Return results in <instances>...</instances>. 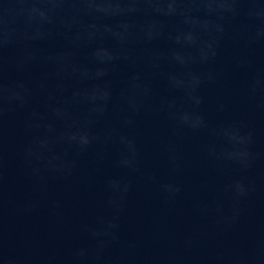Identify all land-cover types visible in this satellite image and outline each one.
Here are the masks:
<instances>
[{
	"label": "clouds",
	"instance_id": "1",
	"mask_svg": "<svg viewBox=\"0 0 264 264\" xmlns=\"http://www.w3.org/2000/svg\"><path fill=\"white\" fill-rule=\"evenodd\" d=\"M56 39L63 48L43 47ZM227 40L249 50L264 45V0H0V181L6 125L16 113L24 114L19 151L31 178H68L90 150L102 148L103 160L113 146V165L128 173L106 179L109 214L83 226L88 243L73 250L71 264H119L105 254L119 243L120 216L133 188L129 176L141 172L137 137L127 130L144 114L171 123L176 140L162 151L174 174L181 171L178 144L190 133L208 137L203 152L220 164L247 171L260 158L246 120L213 123L204 108L205 89L227 75L211 67ZM121 64L131 71L117 86L112 76ZM232 67L249 74L245 94L264 111V66L245 55ZM160 79L166 94L157 97ZM217 111L228 105L219 102ZM159 187L166 199L182 191L173 181ZM228 190L236 199L249 193L243 179Z\"/></svg>",
	"mask_w": 264,
	"mask_h": 264
},
{
	"label": "water",
	"instance_id": "2",
	"mask_svg": "<svg viewBox=\"0 0 264 264\" xmlns=\"http://www.w3.org/2000/svg\"><path fill=\"white\" fill-rule=\"evenodd\" d=\"M159 46L166 45L161 42ZM43 47L61 49L64 41L56 39ZM85 55L81 51L80 59ZM245 55L264 66V45L249 50L225 41L219 60L211 67H223L227 75L205 89L204 108L213 123L246 120L254 130L253 150L260 158L247 171L220 164L203 152L208 137L190 133L178 144L181 171L174 174L162 151L163 144L176 140L171 123L160 114L139 117L127 131L137 137L141 172L129 176L133 188L120 216L119 243L107 251L106 259L119 264H264V111L245 94L249 74L232 67L235 57ZM130 71L121 64L112 76L114 83L119 86ZM154 88L157 97L166 94L162 79L154 81ZM35 102L44 103L39 92ZM219 102L226 103L228 111L219 113ZM23 115L14 114L6 125L0 181V264L6 259L15 264H71L73 250L88 243L83 226L109 214L106 179L128 173L113 165V146L103 160L99 158L102 148L90 150L68 178L49 177L45 182L31 178L19 151L26 140L20 126ZM236 179H243L249 188L248 195L240 199L228 190ZM168 181L182 185L175 198L166 199L160 190V183Z\"/></svg>",
	"mask_w": 264,
	"mask_h": 264
}]
</instances>
